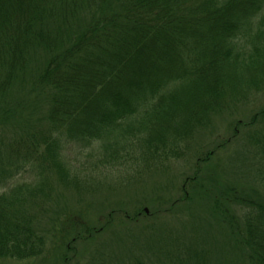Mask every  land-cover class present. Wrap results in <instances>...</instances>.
Listing matches in <instances>:
<instances>
[{"label":"trees","instance_id":"obj_1","mask_svg":"<svg viewBox=\"0 0 264 264\" xmlns=\"http://www.w3.org/2000/svg\"><path fill=\"white\" fill-rule=\"evenodd\" d=\"M252 89L264 91V0H0V260L46 255L48 234L79 254L73 243L100 239L114 213L140 223L139 208L110 210L97 228L80 213L58 223L54 186L81 196L78 172L102 169L138 184ZM227 127L191 153L175 204L127 234L121 264H264V104ZM25 173L34 179L12 183Z\"/></svg>","mask_w":264,"mask_h":264},{"label":"rangeland","instance_id":"obj_2","mask_svg":"<svg viewBox=\"0 0 264 264\" xmlns=\"http://www.w3.org/2000/svg\"><path fill=\"white\" fill-rule=\"evenodd\" d=\"M248 95V102L245 103L246 105L242 106V110H230L224 111L220 115L216 114L210 128L206 131L199 132L194 136V140L191 143V150L189 149V154L187 156L171 160L167 163L166 168L163 171L160 170L146 175V177H144V179L138 184L132 183L130 186H125L126 184L124 182L120 183L119 178L124 172L119 170L116 171L114 169H102L95 170L92 173H89L86 170H83L80 173L78 172L80 178H85V181L82 180L84 184L87 185L89 183L90 189L85 190L88 194L83 192L81 196H78V194L71 189H66V187L64 188L62 186H54V201L53 204H50L51 209L49 211H51L52 218L56 219V221L58 220V223L63 221L67 224L70 217L80 213L82 216L79 219L76 218L79 222L97 228L100 224L98 221L99 218L100 220H103L104 218L102 217L105 216V214H108L110 210H116L119 208L129 212H133L136 208H139V210H142L143 212L145 211L144 213H146L147 216L142 217L139 221L140 223L135 224L132 221H121V214L113 216L115 213H112L113 215L110 219L111 226L104 231L105 234H102L100 238L104 241L95 238V241L86 244L85 246L83 242L78 241L73 243V246L79 248V254H73V250H65L64 245L67 246L65 241H68L69 239L65 240L63 237L61 240V237L58 235L53 238L52 234H48L46 235L48 249L46 255L28 260L27 262L14 259H1L0 264H66L67 262V264H121L122 255L126 254V250L131 243L130 241H132V238H127V234L143 224H146L147 217H149L148 215L161 205L169 207L175 204V200L181 196V191H179L178 188L183 180V175L185 176L193 173L194 156L196 157L197 153H202L213 148V146L220 143L222 139L229 137L232 128L227 127L228 120L229 123H231L238 118H249L256 109H260L264 104V91H256L252 89L249 90ZM241 128L242 127L238 130V137L240 138L242 137L241 135L247 133L248 130V128L245 130ZM228 148L231 150L230 144ZM237 148V150L243 149L241 142L237 145ZM225 152L222 150L221 152H217L216 161L213 160L214 164H218L216 168L218 173L220 171V162L222 164L223 159H226V157L228 158L229 156V152ZM191 153L194 156H192ZM256 158L257 157H254L253 159L255 160ZM222 167L224 168L223 164ZM33 179L34 177L25 173L21 174L16 180L12 181V183H20L21 181L29 182ZM86 180L88 182H86ZM118 185H123V187H121V189L110 191L107 189L108 186L116 187ZM92 190H94V192L89 193ZM177 206L179 207L180 205L177 204ZM51 215L50 221L49 219L45 221V226L47 227H50L49 223L53 222L51 220ZM176 215L178 214L175 213L172 217L162 216V218H165L169 223L174 224L176 223ZM160 219L161 218L157 219V226L160 228H166V222L159 223ZM165 219H161V221H164ZM161 235L166 237L163 231ZM109 240L112 241L111 245H108L107 247L100 246V243L103 242L110 243ZM144 244L145 241L142 240L140 245L144 246ZM85 247L88 249V252L83 254V249ZM80 251H82V253H80ZM111 252L113 253V256L114 252L116 253L114 259H110ZM63 253H66L67 262L64 261V258L63 261L60 258L58 259V256L61 257ZM57 254L58 256L56 257Z\"/></svg>","mask_w":264,"mask_h":264},{"label":"water","instance_id":"obj_3","mask_svg":"<svg viewBox=\"0 0 264 264\" xmlns=\"http://www.w3.org/2000/svg\"><path fill=\"white\" fill-rule=\"evenodd\" d=\"M146 210V209H145Z\"/></svg>","mask_w":264,"mask_h":264}]
</instances>
